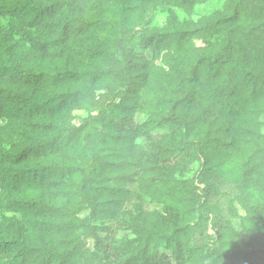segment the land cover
I'll list each match as a JSON object with an SVG mask.
<instances>
[{"label": "trees", "instance_id": "1", "mask_svg": "<svg viewBox=\"0 0 264 264\" xmlns=\"http://www.w3.org/2000/svg\"><path fill=\"white\" fill-rule=\"evenodd\" d=\"M0 264H264V0H0Z\"/></svg>", "mask_w": 264, "mask_h": 264}]
</instances>
